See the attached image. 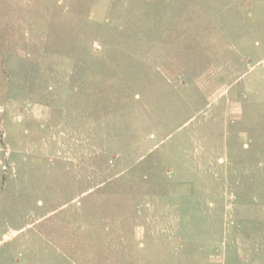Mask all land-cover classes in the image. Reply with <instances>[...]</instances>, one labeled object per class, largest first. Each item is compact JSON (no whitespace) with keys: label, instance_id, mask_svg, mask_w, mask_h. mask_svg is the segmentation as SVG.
<instances>
[{"label":"rangeland","instance_id":"1","mask_svg":"<svg viewBox=\"0 0 264 264\" xmlns=\"http://www.w3.org/2000/svg\"><path fill=\"white\" fill-rule=\"evenodd\" d=\"M0 264H264V0H0Z\"/></svg>","mask_w":264,"mask_h":264},{"label":"trees","instance_id":"2","mask_svg":"<svg viewBox=\"0 0 264 264\" xmlns=\"http://www.w3.org/2000/svg\"><path fill=\"white\" fill-rule=\"evenodd\" d=\"M106 91H107V93H106ZM111 91H114V90H112V89H108V90L102 89V92L104 93V96H105V94L106 95H110L112 93Z\"/></svg>","mask_w":264,"mask_h":264}]
</instances>
